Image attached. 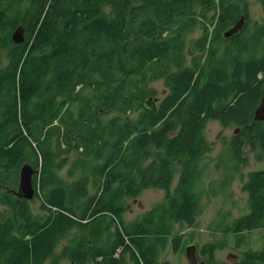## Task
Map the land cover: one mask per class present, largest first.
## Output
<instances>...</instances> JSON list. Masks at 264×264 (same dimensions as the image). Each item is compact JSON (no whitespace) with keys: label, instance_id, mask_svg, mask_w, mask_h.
<instances>
[{"label":"trees","instance_id":"obj_1","mask_svg":"<svg viewBox=\"0 0 264 264\" xmlns=\"http://www.w3.org/2000/svg\"><path fill=\"white\" fill-rule=\"evenodd\" d=\"M249 9V0H0V264H171L164 251L185 254L200 229L212 121L235 128L215 166L220 190L239 175L250 213L197 247L198 258L264 264V236L259 250L247 236L264 230V170L240 172L245 148L264 162V121L254 120L264 21L252 24ZM242 16L243 29L224 38ZM19 26L22 44L12 40ZM25 164L36 171L37 214L17 193ZM150 189L166 190L165 202L125 223L127 199ZM229 237L241 258L218 262Z\"/></svg>","mask_w":264,"mask_h":264},{"label":"rangeland","instance_id":"obj_2","mask_svg":"<svg viewBox=\"0 0 264 264\" xmlns=\"http://www.w3.org/2000/svg\"><path fill=\"white\" fill-rule=\"evenodd\" d=\"M249 20L251 23H262L264 21V13L258 0H249ZM246 19V17H245ZM201 36V32L197 31L194 35L188 38V42L196 40ZM2 66H5L8 61L5 53H0ZM154 87L163 93L165 91V86L162 81L153 84ZM235 128H224L219 122L212 121L209 122L205 135L209 142L215 143V148L212 153L206 155L204 158L200 159V163L210 164V174L206 176L197 186V190L200 193V207L201 214L198 217L200 222V229L198 234L194 238V243L189 244L185 247L195 245L201 247L206 242L222 240L224 234L222 230L226 225H231L233 222L244 215L250 213V208L248 204L247 194L242 192V183L239 181V175H236V179L233 181L229 187L222 191L220 190V179L224 178L223 169L215 168L219 158L224 154L225 148L229 140L234 136ZM236 133V132H235ZM245 156H247L246 165L245 163H240V172L247 176L251 171L264 170V162H258L254 154L249 153L248 148L244 149ZM227 162V161H226ZM233 164V163H232ZM70 166V165H69ZM69 166H66L63 171L59 172L61 177H66V172ZM180 176V166L177 165V173L174 179L171 192L174 191L178 179ZM211 181H215L213 187L218 190L217 194H213L210 190ZM36 191V189H34ZM36 194V192H35ZM167 191L166 190H146L143 194L136 199H127L128 210L123 214V219L125 223L133 222L134 220L141 219L145 213L148 211L158 208L166 200ZM34 199L31 202L32 211L39 213L40 201ZM5 206L0 204V211L4 210ZM115 229H111V233H114ZM250 245L249 247L259 250L262 247V237L264 236V230L255 231L253 233L247 234ZM68 239L64 240L63 245L66 246ZM230 247L224 250H218L215 254V259L218 262H233L241 258V252L243 249L235 248V243L233 239L229 237ZM161 256V262L168 261L171 264H188L186 259V254L174 253L171 248L165 250ZM199 258L204 262L205 258L199 256ZM62 264H69L68 261L62 262Z\"/></svg>","mask_w":264,"mask_h":264},{"label":"water","instance_id":"obj_3","mask_svg":"<svg viewBox=\"0 0 264 264\" xmlns=\"http://www.w3.org/2000/svg\"><path fill=\"white\" fill-rule=\"evenodd\" d=\"M245 16H242L241 19L230 29L224 32L223 37L229 39L239 33L245 25ZM12 40L16 44H22L25 42V29L22 26H19L13 36ZM255 121H264V96L262 97L258 107L254 113ZM239 132V129L236 133ZM36 171L30 164H25L20 170V178L18 185V194H21L24 198L28 200H33L35 197V190L33 185V178ZM186 259L188 264H208L206 262L199 261L197 255V246L191 245L185 250Z\"/></svg>","mask_w":264,"mask_h":264},{"label":"flooded vegetation","instance_id":"obj_4","mask_svg":"<svg viewBox=\"0 0 264 264\" xmlns=\"http://www.w3.org/2000/svg\"><path fill=\"white\" fill-rule=\"evenodd\" d=\"M232 38V37H231ZM258 107V106H257ZM117 258H119V255H116ZM127 264H131L130 261H127Z\"/></svg>","mask_w":264,"mask_h":264},{"label":"clouds","instance_id":"obj_5","mask_svg":"<svg viewBox=\"0 0 264 264\" xmlns=\"http://www.w3.org/2000/svg\"><path fill=\"white\" fill-rule=\"evenodd\" d=\"M199 261H200V259H199ZM202 261V260H201Z\"/></svg>","mask_w":264,"mask_h":264}]
</instances>
